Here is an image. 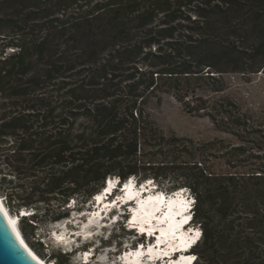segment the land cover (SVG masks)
<instances>
[{
    "label": "trees",
    "instance_id": "1",
    "mask_svg": "<svg viewBox=\"0 0 264 264\" xmlns=\"http://www.w3.org/2000/svg\"><path fill=\"white\" fill-rule=\"evenodd\" d=\"M259 73L264 0H0V192L24 241L43 255L40 224L133 178L193 197V264H264V111L224 95ZM203 80L221 96L190 106ZM163 93L236 143L165 134Z\"/></svg>",
    "mask_w": 264,
    "mask_h": 264
},
{
    "label": "rangeland",
    "instance_id": "2",
    "mask_svg": "<svg viewBox=\"0 0 264 264\" xmlns=\"http://www.w3.org/2000/svg\"><path fill=\"white\" fill-rule=\"evenodd\" d=\"M226 80L227 88L224 91V95L235 100L242 109H251L256 112L264 111L263 74L259 73L254 75L248 80L240 76L229 75ZM197 86L199 89L196 93H189L186 98L190 106L199 104L201 99L205 100L210 98L212 100L217 96H221L214 95L210 91L213 86H221L220 83L213 84L203 80L197 82ZM145 108V111L151 115L152 120H154L167 135L176 134L179 137H188L199 142L212 139H224L225 141L236 143L231 136L219 131L202 111L200 113H187L183 103L177 101L170 94L163 93L160 96V100L155 98L150 99ZM137 187L139 186L137 185ZM141 187H145V192L149 193L158 190L157 184L152 182V180L143 182ZM5 190L6 188L3 189V191ZM185 194L187 195L188 191L185 192ZM2 196L3 192H0V197L3 201ZM98 198H102L103 200L102 207H99L101 208L100 211H97L95 204L92 205L91 201V203L84 204L83 209L76 211L77 203L71 201V206L68 205L70 206L69 208L66 206L70 212L68 219L58 221L57 223L47 222L39 225L31 242L35 244L36 248L40 249L43 255H40L25 241L28 247L49 264H57L54 263L55 260L53 257L49 258L50 255L71 253L73 246L80 248L79 251H77L79 253L83 251L88 253L84 255V258H82V254H73L72 257L66 258V264H121L122 262L120 259H122L126 253L128 254L130 251L138 250V248L141 247L147 250L149 246H153L154 244L159 245L155 240H150L148 242L143 238L135 236L132 229L127 228V222L123 223L126 215L123 210L119 209V205L114 208L116 212L113 211L111 215L106 216L109 218V221L104 223L103 221L101 222V218L105 217L104 215L100 216L101 210L107 212L112 203H107L103 191L99 194ZM98 198L97 200L99 201ZM144 202L148 201L146 200ZM3 203L8 210L7 212L10 213L12 217H16V220H19L18 230L20 231V217L12 213L11 209L7 207L6 201H3ZM134 206H136V204ZM92 211H95L96 214H93ZM131 211H133V208ZM197 231L199 233L201 232L200 229H197ZM72 234H74L75 237H72ZM63 241H67L68 246H65ZM38 243L43 244L44 250H41L42 247L39 246ZM119 254H121V257H119ZM93 255H95V257H92ZM191 257L193 259L195 256L192 254ZM162 260L166 261V263L168 262L164 258H162ZM161 262L162 261H159V264H161Z\"/></svg>",
    "mask_w": 264,
    "mask_h": 264
},
{
    "label": "bare ground",
    "instance_id": "3",
    "mask_svg": "<svg viewBox=\"0 0 264 264\" xmlns=\"http://www.w3.org/2000/svg\"><path fill=\"white\" fill-rule=\"evenodd\" d=\"M134 180L135 179L130 178L128 181H126V183L130 182V186H131L130 188L133 187V185L135 183ZM113 181L114 180H112V178L109 179V183H112ZM106 185H107V183H106ZM156 192L159 194L157 197L151 196L150 202H142L134 210V215H133L134 217H133L132 221L139 223L141 228H143L145 226L146 222H148L149 225L152 224V221L155 219V211L157 210L156 205L160 206V197H162L163 195H161V194L164 193L160 190H156ZM98 199H99V201L102 200V198H98ZM176 201H177L176 198H172L171 199V205H173ZM101 207H102V205H101ZM0 208H1L2 212L4 213V216H5L6 220L8 221V223L10 224L15 235L17 236L18 240L22 244H25L28 252L31 253V255L37 260V262L39 264H48V263H46V261H44V259H41V257H39L36 253L33 252V250H31L28 247V245L24 241V238L21 235V232L18 230V226H16V223H17L16 218L14 219L12 217V215H10V213L7 212L8 210L5 207L3 201L1 200V197H0ZM107 212H108V210H107ZM169 212L170 213H169V215L167 214L168 217L166 219L161 218V217L158 218L161 223H163V224L167 223V227L165 229L160 230L161 234L164 232V235H163L164 238L162 239L161 237H158V240H157V242L159 243V245H157L158 247H160V245L163 244L165 246L168 245L167 247L169 249L161 250V249H156L155 247H152V246H149L147 250H144L146 248H144V249L138 248V250L136 249L135 251H130V253H128V254L126 253L125 256L122 258V264H140L141 261H144V259L146 257L147 258L149 257L148 261L150 263H148V264H159V261H162L161 264H191L192 263L193 259L191 257V254H188V253L182 254V256L179 258L178 261H175L176 257H173L174 261L169 262V263L168 262L166 263V261L162 260V258L166 259L167 257L173 256L170 253H172L173 251H176V250H180L181 248L187 247L190 243H192L194 240L197 239V237L195 235L197 231H194L189 237L182 238V240H184V241L180 242L181 245H176L175 244L176 240L173 239V235H172V233L175 234V230H174L175 226H173V225H174V219H175L176 215L173 214L172 210H170ZM146 213L150 214V215H146ZM187 219L188 218H184L183 221H185ZM150 228L155 229V226H150ZM169 229L171 231H169ZM102 231H103V229H102ZM148 232L151 233L152 231L149 230ZM169 240H171V241L169 242ZM64 244L66 246H68L67 241L64 242ZM84 253H88V252H84Z\"/></svg>",
    "mask_w": 264,
    "mask_h": 264
},
{
    "label": "water",
    "instance_id": "4",
    "mask_svg": "<svg viewBox=\"0 0 264 264\" xmlns=\"http://www.w3.org/2000/svg\"><path fill=\"white\" fill-rule=\"evenodd\" d=\"M0 264H39L22 244L0 208Z\"/></svg>",
    "mask_w": 264,
    "mask_h": 264
},
{
    "label": "snow or ice",
    "instance_id": "5",
    "mask_svg": "<svg viewBox=\"0 0 264 264\" xmlns=\"http://www.w3.org/2000/svg\"><path fill=\"white\" fill-rule=\"evenodd\" d=\"M146 215H150V214H147V213H146ZM184 222L186 223V222H187V220H185ZM143 231H144V229H143V228H141V232H143ZM149 235H151V233H149ZM195 235H196V237L198 238V237H199V235H200V233L197 231ZM193 259H194V257H193Z\"/></svg>",
    "mask_w": 264,
    "mask_h": 264
},
{
    "label": "clouds",
    "instance_id": "6",
    "mask_svg": "<svg viewBox=\"0 0 264 264\" xmlns=\"http://www.w3.org/2000/svg\"><path fill=\"white\" fill-rule=\"evenodd\" d=\"M185 192H187V191H185ZM188 195H190L189 193H188ZM191 196V195H190ZM193 198V197H192ZM194 200V199H193ZM194 207V206H193ZM191 215H193V211H192V214ZM198 229V228H197ZM75 255H77L76 253H74Z\"/></svg>",
    "mask_w": 264,
    "mask_h": 264
}]
</instances>
